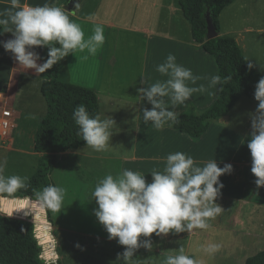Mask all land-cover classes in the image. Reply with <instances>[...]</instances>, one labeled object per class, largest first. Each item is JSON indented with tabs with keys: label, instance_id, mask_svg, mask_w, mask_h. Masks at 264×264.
<instances>
[{
	"label": "crops",
	"instance_id": "1",
	"mask_svg": "<svg viewBox=\"0 0 264 264\" xmlns=\"http://www.w3.org/2000/svg\"><path fill=\"white\" fill-rule=\"evenodd\" d=\"M66 1L20 0L22 5L42 6L47 3L56 7H64ZM10 8V0H0V13ZM239 10L244 12L242 17L259 16L260 27H254L249 20L238 26L236 14ZM70 16V20L81 26L85 39L93 35L96 25H102L105 42L95 55L87 50H77L64 57L60 61L59 79L93 91L98 98L99 118H113L116 125L111 129L113 135L104 151L97 152L86 145L58 154L56 162L67 159L77 167L87 165L97 169L98 176L89 179L95 188L99 180L105 177L110 163L115 164L117 175L128 169L145 175L146 181L151 182L150 173L154 170L163 172L168 154L183 152L191 156L199 167L214 159L218 167L225 164L233 166L231 174L219 177L223 188L217 199L225 198L242 205L238 206L241 211H264V187L257 188L255 185L256 178L250 171L251 157L247 148L252 131L250 113L255 112L257 102L242 97L227 115L212 122L197 139L167 124L162 130H157L151 122L144 123L140 109L151 108V105L140 100L137 89L168 79L156 71V66L163 63L169 54L176 57L178 64L191 69L193 75L201 77L195 85L189 83V86L203 85L206 89L193 93L184 105L172 108L169 103L167 106L170 110L178 115L187 112L190 107L198 112L205 111L216 101L220 92L217 90L220 86L209 87L211 77L219 75L217 65L192 40L191 26L184 18L178 0H81ZM218 21L219 35L235 40L247 63L250 61L257 65L253 70L264 76V72L259 70V66L264 69V0H235L222 10ZM123 38L130 40L140 55L136 66L124 68L125 65H119L117 56ZM41 82L38 72L17 64L11 54L0 47V124L3 120H9L11 124L7 136H0V159L7 160L6 176L27 177L25 183L36 173L40 158L34 152V138L38 123L46 114ZM165 100L168 98L165 97ZM4 110L8 112L7 115H4ZM14 193L1 194L4 199H10ZM92 202L96 205L94 199ZM235 220L237 226L247 225L243 219L237 217ZM48 221L57 260L72 264L67 238L61 240V234L75 231L57 219H49V216ZM208 225L206 230L218 229L217 219H209ZM203 230L194 229L187 234L192 236ZM91 237L104 242L101 250H106L112 256L116 257L124 250L123 246L109 240L108 235ZM162 237L167 241L173 240L169 234L157 236L158 239ZM134 260L136 264L140 261L137 256ZM76 264L86 262L80 260Z\"/></svg>",
	"mask_w": 264,
	"mask_h": 264
},
{
	"label": "clouds",
	"instance_id": "2",
	"mask_svg": "<svg viewBox=\"0 0 264 264\" xmlns=\"http://www.w3.org/2000/svg\"><path fill=\"white\" fill-rule=\"evenodd\" d=\"M10 4V9L0 13V17H6L0 18V35L11 33L12 38L0 41V47L26 69L43 73L77 50H87L95 55L105 42L102 25H96L93 35L85 39L81 26L70 20L63 7L47 3L42 6L22 5L20 0H10ZM37 47L48 49L46 59L35 51ZM41 60L43 63H38ZM256 66L250 61L246 65L249 71ZM259 70L264 72L260 66ZM156 71L168 79L138 88L137 92L141 101L151 105V108L140 109L144 123L151 122L155 129L162 130L166 124L171 127L179 123V116L170 110L169 103L172 108L184 105L193 93L206 89L203 85L189 86V83L195 85L201 77L178 64L173 54L157 65ZM231 79V76L222 78L214 75L209 87L220 86L217 88L220 91L222 84ZM253 98L258 103L255 112L250 113L252 131L247 148L251 157L250 171L256 178V187L260 188L264 187V76L257 81ZM73 120L87 146L97 152L109 146L113 135L111 129L116 125L113 118L101 120L98 116H90L81 104L74 109ZM6 164V158L0 159V193L11 194L25 188L28 178L6 176ZM232 170L231 164L218 167L214 159L203 167L196 166L191 156L178 151L167 155L163 172L154 170L150 173L151 182L146 181L145 175L128 169L116 177L109 174L99 180L92 192L91 199L97 205L93 213L107 232L108 239L116 240L124 248L112 264H136L135 253L141 247L152 248L153 234L175 235L206 229L208 220L224 211L215 202L223 188L219 177L231 174ZM64 195L65 190L54 185H48L37 193L39 200L54 212H60ZM220 247L217 243H209L205 251L215 253ZM162 264H196V261L185 255L183 247H180L179 254L168 255Z\"/></svg>",
	"mask_w": 264,
	"mask_h": 264
},
{
	"label": "trees",
	"instance_id": "3",
	"mask_svg": "<svg viewBox=\"0 0 264 264\" xmlns=\"http://www.w3.org/2000/svg\"><path fill=\"white\" fill-rule=\"evenodd\" d=\"M234 1L178 0L183 16L191 26L194 43L214 59L222 78L232 77L231 80L222 84V90L216 101L208 109L198 112L190 107L187 112L178 115L179 123L172 127L193 139L201 137L212 122L227 115L242 97L257 102L253 98V93L261 75L253 69L251 71L247 69V61L235 40L219 35L218 17L222 10ZM207 13L217 33V36L211 40H206L205 17ZM68 15L70 18V14ZM47 51L45 47L42 55L44 59L47 58ZM40 62L43 63V60ZM59 74L60 61L48 71L39 73L42 80L41 94L46 103V114L39 121L34 138V152L39 154L40 158L38 169L34 176L26 182L27 186L17 190L10 198L16 199L12 201L10 209V214L14 216L19 215L26 218L32 214L33 218H39V214L32 211L30 202L22 200L40 201L37 193L46 186L53 185L50 176L58 154L86 146L73 120L74 109L82 104L90 116L99 117L100 114L98 98L93 91L62 82ZM1 198L3 196L0 193ZM18 204L25 206L21 210ZM48 230L49 225L32 223V232L40 231V241L44 244V249L50 259L54 255V246L53 238ZM42 253V246L38 244L37 239L28 236L27 221L0 213V264H46L41 258ZM55 264L63 263L57 260ZM245 264H264V250L249 257Z\"/></svg>",
	"mask_w": 264,
	"mask_h": 264
},
{
	"label": "rangeland",
	"instance_id": "4",
	"mask_svg": "<svg viewBox=\"0 0 264 264\" xmlns=\"http://www.w3.org/2000/svg\"><path fill=\"white\" fill-rule=\"evenodd\" d=\"M243 14V11H237L236 23L238 26L244 25L249 20L254 27H260L259 16L246 18L242 17ZM132 46L130 40L125 38L121 40L117 59H119L120 66L125 65L124 68L136 66L140 59L139 53ZM114 165V163L108 165L105 176L109 174L113 177L118 176L115 174ZM91 176H98V170L87 165L77 167L67 159L56 162L50 176L53 185L63 188L65 195L60 212H54L47 207L48 216L49 219H57L75 231L72 234H61V240L67 238L66 244L70 249L72 264H76L80 260L86 264H109L116 258L114 255L107 254L106 250H101L104 242L91 237L108 235L93 213V209L97 206L91 199L94 190V186L89 180L92 179ZM215 202L224 209L217 218H213L218 221V229L212 231L204 229L203 232H198L201 229H197L198 231L192 236H189L187 232L175 235L169 233L173 237V240L170 241H167L165 237L158 239L153 234L151 236L152 248L149 250L139 248L135 253V256L140 260L138 264H162L168 255L179 254L180 247H183L185 255L194 258L196 264H245L249 257L263 251L264 211L260 209L252 212L248 209L241 211L238 206L242 205L231 203L225 198H219ZM0 213L6 215L2 209H0ZM237 217L243 219L247 225L242 227L243 225L238 224L237 226L235 220ZM30 220L31 216L25 218V221ZM48 231L52 236L50 230ZM178 236L182 238L177 239ZM113 241L116 243V240ZM209 243H217L221 247L217 252L209 253L205 251ZM82 245L84 246L82 247ZM112 248L114 249V247ZM78 257L79 261H77Z\"/></svg>",
	"mask_w": 264,
	"mask_h": 264
},
{
	"label": "water",
	"instance_id": "5",
	"mask_svg": "<svg viewBox=\"0 0 264 264\" xmlns=\"http://www.w3.org/2000/svg\"><path fill=\"white\" fill-rule=\"evenodd\" d=\"M80 2L81 0H69L63 8L66 10V13L74 14L76 7L79 5ZM205 20H206V40H211L217 36V33L215 31V27L212 23L209 13L206 14ZM11 38H12L11 34L0 35V41H6ZM44 50H45V47L35 48V51H37L41 57L44 53ZM13 200H16V199H13ZM13 200L1 198L0 199V209L4 210L6 212V215L9 217L20 219V220H25V218H22L19 215L14 216L10 214V209H11ZM22 201L30 202L32 211L39 214L38 216L39 218H33L32 214L28 215V217L31 216V220L27 221V232H28L29 237H34L35 239H37L38 244L42 246L43 253L41 257L49 258V256L46 254V251L44 249V244L41 243L40 241V238H39L40 231L32 232L33 222H37L39 225L41 224L49 225L50 224L48 221L47 206L43 204L41 201H34V200H22Z\"/></svg>",
	"mask_w": 264,
	"mask_h": 264
},
{
	"label": "built area",
	"instance_id": "6",
	"mask_svg": "<svg viewBox=\"0 0 264 264\" xmlns=\"http://www.w3.org/2000/svg\"><path fill=\"white\" fill-rule=\"evenodd\" d=\"M4 115H7L8 112L6 110L3 111ZM11 127V124L9 122V120H3L0 124V136L2 138H5L7 136V132L8 130L10 129ZM54 255L51 256V258H44V257H41L45 260V263L46 264H55L56 261H57V255L55 254V252H53ZM42 256V255H41Z\"/></svg>",
	"mask_w": 264,
	"mask_h": 264
},
{
	"label": "snow or ice",
	"instance_id": "7",
	"mask_svg": "<svg viewBox=\"0 0 264 264\" xmlns=\"http://www.w3.org/2000/svg\"><path fill=\"white\" fill-rule=\"evenodd\" d=\"M24 206H25L24 204H20L18 207H19V209L22 210L24 208Z\"/></svg>",
	"mask_w": 264,
	"mask_h": 264
}]
</instances>
